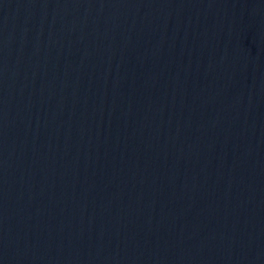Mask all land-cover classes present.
Masks as SVG:
<instances>
[{
	"label": "water",
	"instance_id": "1",
	"mask_svg": "<svg viewBox=\"0 0 264 264\" xmlns=\"http://www.w3.org/2000/svg\"><path fill=\"white\" fill-rule=\"evenodd\" d=\"M0 264H264V0H0Z\"/></svg>",
	"mask_w": 264,
	"mask_h": 264
}]
</instances>
